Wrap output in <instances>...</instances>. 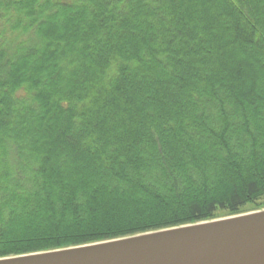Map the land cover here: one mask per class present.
Returning <instances> with one entry per match:
<instances>
[{
    "label": "trees",
    "instance_id": "trees-1",
    "mask_svg": "<svg viewBox=\"0 0 264 264\" xmlns=\"http://www.w3.org/2000/svg\"><path fill=\"white\" fill-rule=\"evenodd\" d=\"M262 201L264 0H0V257Z\"/></svg>",
    "mask_w": 264,
    "mask_h": 264
},
{
    "label": "water",
    "instance_id": "water-1",
    "mask_svg": "<svg viewBox=\"0 0 264 264\" xmlns=\"http://www.w3.org/2000/svg\"><path fill=\"white\" fill-rule=\"evenodd\" d=\"M0 264H264V209L0 257Z\"/></svg>",
    "mask_w": 264,
    "mask_h": 264
},
{
    "label": "rangeland",
    "instance_id": "rangeland-1",
    "mask_svg": "<svg viewBox=\"0 0 264 264\" xmlns=\"http://www.w3.org/2000/svg\"><path fill=\"white\" fill-rule=\"evenodd\" d=\"M260 205H262L261 208H259ZM260 205L256 206V205L251 204V205L247 206V209H248V210H245V211H243L242 213H246V212H251V211H256V210L264 209V201H262V203H261ZM219 214H220L221 216H219V217H217V218L225 217V216H226V215H224V213H222V212H220Z\"/></svg>",
    "mask_w": 264,
    "mask_h": 264
}]
</instances>
